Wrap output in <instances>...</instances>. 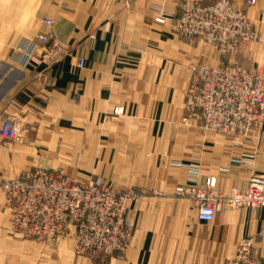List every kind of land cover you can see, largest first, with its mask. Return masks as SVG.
Returning <instances> with one entry per match:
<instances>
[{"label": "crops", "instance_id": "1", "mask_svg": "<svg viewBox=\"0 0 264 264\" xmlns=\"http://www.w3.org/2000/svg\"><path fill=\"white\" fill-rule=\"evenodd\" d=\"M235 1L263 39L243 44L229 62L264 69V0L249 8ZM179 3L13 0L3 13L0 0V128L16 116L26 128L20 142L0 138V179L58 168L82 182L103 177L156 191L130 210V245L107 264H224L242 237H253L254 254L264 257V209L220 204L214 220L204 222L191 199L173 192L215 178L225 196L245 190L253 174L264 175V126L235 140L204 133L200 120L185 118L190 65L222 60L204 42L182 41L173 19L156 21L160 13L176 16ZM40 34L66 41L69 53L22 66L18 48ZM5 201L0 188L3 220Z\"/></svg>", "mask_w": 264, "mask_h": 264}, {"label": "built area", "instance_id": "2", "mask_svg": "<svg viewBox=\"0 0 264 264\" xmlns=\"http://www.w3.org/2000/svg\"><path fill=\"white\" fill-rule=\"evenodd\" d=\"M256 0H246L250 7ZM174 19V33L181 39L202 41L213 46L222 62L219 66L191 65L192 79L187 91L186 110L189 117L201 122L203 132L211 131L237 140L264 124V78L256 71H248L229 62L236 50L247 41H256L258 34L247 11L233 0H218L213 4L184 0L180 14L158 16L165 24ZM51 25L50 19L44 20ZM50 51L39 57L38 50L49 42ZM69 53V44L55 36L40 34L29 43L22 64L41 63L44 59L57 61ZM78 65L84 67L80 58ZM26 132L24 120L12 117L0 128V138L17 142ZM196 171V167L192 168ZM18 205H26L31 212L30 222L36 223L39 213L44 215V228L61 231L69 221L76 222L80 248L98 255L112 256L123 251L131 238L126 221L129 204H136L134 192L119 191L101 177L80 183L61 173L37 169L2 184ZM217 181L208 178L203 186H178L176 194L195 201L198 218L212 222L218 204L236 209H264V175L253 174L245 190L236 189L230 196H213ZM20 214H27L25 210ZM55 216V218H54ZM55 221L56 225L53 224ZM224 264H264V257L254 254V238L242 237L237 253Z\"/></svg>", "mask_w": 264, "mask_h": 264}, {"label": "rangeland", "instance_id": "3", "mask_svg": "<svg viewBox=\"0 0 264 264\" xmlns=\"http://www.w3.org/2000/svg\"><path fill=\"white\" fill-rule=\"evenodd\" d=\"M26 1L27 0H21L22 5L24 3H26ZM193 1H198L199 3H201L203 5L204 4L209 5V4H213V3L217 2L218 0H215L214 2H211V3L204 2L203 0L202 1L201 0H193ZM233 1L235 2V4L238 5V7H241L242 9L247 11V9H245L244 7L239 5L235 0H233ZM3 2L5 5L4 9H3V13L9 12V8L12 7L13 0H3ZM245 3H246V0H245ZM183 4H184V0H180L179 7H178L179 8L178 14L175 17H177L180 14L181 6ZM245 6H246V4H245ZM246 8H249V7L246 6ZM165 15H167V14L160 13L158 16H165ZM250 21H251V19H250ZM254 29L256 30L255 27H254ZM256 32L258 34V39L255 42H259L260 40L263 39V37L261 36L262 35L261 31L256 30ZM181 40L184 42H190V43L193 42V41H189V40H185V39H181ZM247 42H251V41H247ZM247 42H245V43H247ZM211 47L214 48L213 46H211ZM28 48H29V45L26 48L23 46H20L18 48L19 51L23 52V57L20 60L22 66H24L22 64V62H23V59L25 57V54H27ZM216 52H217V50H216ZM217 54L219 55L218 52H217ZM194 64L195 65H202V64H196V63H193L191 65H194ZM233 64H235V63H233ZM239 65H241V64H239ZM241 66L244 67L248 71L254 70V71L258 72L264 78V69L262 67L261 68L260 67L247 68L243 65H241ZM190 82H191V80H190ZM189 85H190V83H189ZM187 87L189 88V86H187ZM188 88L185 91V100H184L185 107L184 108H185V115H186L185 118H188V120H190V118L192 119L194 117H189V113L186 110ZM263 126H264V124H263ZM263 126L261 127V129L253 130L252 132L262 130ZM25 134H26V132H25ZM25 134L23 135L21 140L24 138ZM249 134H247L246 136H243V137H247ZM21 140H19L17 142H20ZM37 169H45V168L39 167V168H35L34 170H37ZM34 170L26 171V172H32ZM46 170L61 173L64 176H66L67 178H70L71 180H75V181L80 182V183H89V182L78 181V180L74 179L73 177L65 174L63 170L58 169V168L57 169H46ZM26 172H23L22 174H24ZM22 174H20L18 177H20ZM18 177H16V178H18ZM16 178L0 179V188L2 189V191L5 195V198H6L4 211H2V215L5 217H4V220L0 219V264H14V263L15 264H29V262H35L36 264H85V261H88L86 258L91 259L94 262V264H107L108 261L110 259H112L116 254L124 253L130 245L132 234L134 231V226L128 220V214H129L130 210L137 208V206L140 205V203H141V201L145 195L154 194V192H156L155 190H140V189L135 188L134 186L133 187L120 186V185H117V184L111 182L110 180H107L104 178L108 182V184L113 186L114 189H116V190L134 192L135 194H137L139 196V201L136 204H134V203L129 204L128 212L126 215V221L129 224L130 228L132 229L131 235H130L131 238L129 240L128 246L123 251L117 252L116 254H114L112 256H103V255H98V254L91 252L89 250L83 251L80 248L78 236H77L78 230L76 229V227H77L76 222L69 221L67 224V227L65 229H62L60 232L59 231L50 232L51 227L48 230H45V228H44V225H45L44 215L41 213H39L36 223L30 222L29 220L31 218V212L28 209V207L26 205H24V206L18 205L17 202L15 201V199H13L11 197V195H9L8 191H6L2 186V184L6 183L10 180H14ZM101 178H103V177H101ZM196 184H198V183H196ZM177 187L178 186H176L174 191H173L174 194L178 197H181V198L191 199L193 204L195 205V201L192 198L187 197V196L177 195L175 193ZM233 193L234 192H232L231 194H233ZM230 195H225V196H230ZM213 196L221 198V196L223 197L224 195L219 193L217 191V189H215L213 191ZM219 205L220 204H218L217 206H219ZM195 207H196V205H195ZM230 208H233V207H230ZM233 209H236V208H233ZM22 210H25L27 212V214H20L19 211H22ZM197 210H198V208H197ZM54 218H55V216H54ZM2 220H3V222H2ZM53 224L55 226H57L55 221L53 222ZM7 236L10 238H8ZM27 242H32L33 245L31 244V246H34L36 249L35 250H29V248H28L29 244ZM14 250H16V251L14 252ZM236 253H237V244H236V252H235L234 256L230 255V257L227 260L234 258Z\"/></svg>", "mask_w": 264, "mask_h": 264}, {"label": "water", "instance_id": "4", "mask_svg": "<svg viewBox=\"0 0 264 264\" xmlns=\"http://www.w3.org/2000/svg\"><path fill=\"white\" fill-rule=\"evenodd\" d=\"M50 43H51V41H50V42H49L44 48L38 50L37 55H38L39 57H42V55H43L44 53L50 51V48H49Z\"/></svg>", "mask_w": 264, "mask_h": 264}]
</instances>
